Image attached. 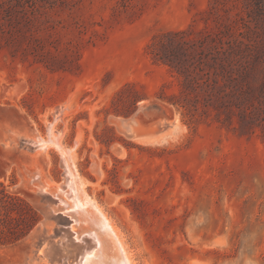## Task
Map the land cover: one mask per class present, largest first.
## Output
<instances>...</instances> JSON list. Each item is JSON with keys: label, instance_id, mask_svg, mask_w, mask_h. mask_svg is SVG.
<instances>
[{"label": "rangeland", "instance_id": "374dc122", "mask_svg": "<svg viewBox=\"0 0 264 264\" xmlns=\"http://www.w3.org/2000/svg\"><path fill=\"white\" fill-rule=\"evenodd\" d=\"M214 1L0 0V188L40 217L0 264H78L94 247L60 199L67 161L134 264H264V126L186 120L149 53L166 31L264 23V0ZM20 207L0 226L22 225Z\"/></svg>", "mask_w": 264, "mask_h": 264}, {"label": "trees", "instance_id": "16d2710c", "mask_svg": "<svg viewBox=\"0 0 264 264\" xmlns=\"http://www.w3.org/2000/svg\"><path fill=\"white\" fill-rule=\"evenodd\" d=\"M215 10L209 11L214 19ZM253 20V25L244 22L239 30L226 23L222 29L197 36L181 29L152 40V58L178 79V90L168 94L165 102L186 120H213L245 133L264 126V23ZM16 205L25 220L13 229L0 226V245L24 237L40 218L22 198L0 188V207L14 210Z\"/></svg>", "mask_w": 264, "mask_h": 264}, {"label": "bare ground", "instance_id": "6f19581e", "mask_svg": "<svg viewBox=\"0 0 264 264\" xmlns=\"http://www.w3.org/2000/svg\"><path fill=\"white\" fill-rule=\"evenodd\" d=\"M68 162L69 184L67 194H65L67 199L64 200L61 197L60 199L68 207L70 215L74 218L71 227L75 233V238L80 240L83 238V234H88L94 242V247L90 251L81 254L78 264H134L125 250L117 227L101 210V207L92 202L91 198L84 192L82 182L79 181L75 169ZM45 189L43 190H49L47 186Z\"/></svg>", "mask_w": 264, "mask_h": 264}, {"label": "water", "instance_id": "95a60500", "mask_svg": "<svg viewBox=\"0 0 264 264\" xmlns=\"http://www.w3.org/2000/svg\"><path fill=\"white\" fill-rule=\"evenodd\" d=\"M128 121H129V120H128ZM128 121H126V122H128ZM126 122H125V123H126Z\"/></svg>", "mask_w": 264, "mask_h": 264}]
</instances>
